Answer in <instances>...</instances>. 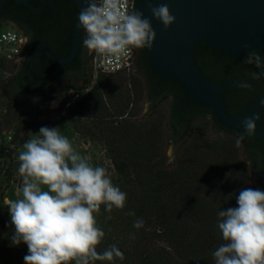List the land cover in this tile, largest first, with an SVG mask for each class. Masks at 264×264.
<instances>
[{"label":"trees","instance_id":"1","mask_svg":"<svg viewBox=\"0 0 264 264\" xmlns=\"http://www.w3.org/2000/svg\"><path fill=\"white\" fill-rule=\"evenodd\" d=\"M47 1L30 0V4H50L42 9L50 21L45 42L53 56L66 57L68 54L59 56L52 46L57 43L63 49L71 46L68 39H61L57 33L64 23L70 24L72 18L76 21L78 7L70 0ZM21 6L11 0L3 2L4 9ZM51 8H54L52 13ZM257 52L264 57L263 51ZM194 60L214 84L231 83L229 90L222 94L230 114L241 112L264 95V78L257 82L248 76V72L260 69L246 64L245 58L229 59L208 45L199 44ZM45 64L50 66L51 62ZM54 66L60 74L80 70L79 65L76 68ZM144 66L153 96L158 97L163 92L171 94L172 114L179 125L185 117L198 112L207 113L209 119L192 124L189 137L169 167L166 165L169 140L166 113L157 111L147 118L140 117L145 93L142 80L133 74H98L91 86L78 90L88 89L70 105L66 115L78 134L102 144L115 173L112 182L128 195L125 209H114L111 219H107L109 213L103 205L96 214L98 225L106 233L98 251L116 245L125 258L115 260V264H215L212 252L223 243L217 227L218 212L236 207V196L242 188H255L240 153L246 139L237 147L238 133L222 127L211 110L191 99L183 100L180 106L179 101L184 98L181 87L176 82L161 79L149 62ZM16 67L10 65L9 71L14 72ZM90 75L92 77L91 70ZM240 81L252 83V89L237 87ZM18 90L27 94L24 87L18 86ZM178 110L183 114L180 120L176 118ZM262 119L264 129V110ZM211 121L224 133L210 138ZM18 133L19 128L13 130L12 142L18 140ZM9 150L0 147V158L10 156ZM130 210L135 216L127 214ZM138 218L143 220L139 229L133 227ZM3 234L1 250H5L9 242V234Z\"/></svg>","mask_w":264,"mask_h":264},{"label":"clouds","instance_id":"2","mask_svg":"<svg viewBox=\"0 0 264 264\" xmlns=\"http://www.w3.org/2000/svg\"><path fill=\"white\" fill-rule=\"evenodd\" d=\"M83 3L76 27L83 31V47L101 61L118 64L133 50L152 48L156 32L151 20L130 8L129 0ZM150 11L165 28L175 22L166 3ZM244 62L260 69L248 72L251 81L264 78V57L257 51L249 52ZM237 87L251 90L253 85L240 81ZM260 119V115L244 119L249 135ZM244 138V134L238 135L237 147ZM22 147L18 155L22 185L17 198L5 203L14 227L11 245L24 243L28 248L24 264H115L117 259L124 260V253L114 244L98 251L106 233L96 214L103 205L109 213L107 219H111L113 210L125 209L128 200L127 193L112 182L108 169L93 165L77 152L59 127H41ZM236 205L217 214L223 243L212 252L214 262L264 264V190L242 188ZM127 214L135 216L131 210ZM142 225V218H138L133 227Z\"/></svg>","mask_w":264,"mask_h":264},{"label":"water","instance_id":"3","mask_svg":"<svg viewBox=\"0 0 264 264\" xmlns=\"http://www.w3.org/2000/svg\"><path fill=\"white\" fill-rule=\"evenodd\" d=\"M4 1H0V12ZM11 1L32 12H40L39 7L30 4V0ZM52 1L54 0H48L47 3ZM70 1L77 5L78 11L85 7L83 0ZM161 3H166L175 17V22L168 28L153 18L150 11L151 7H156ZM133 9L140 10L145 17L151 20L156 38L152 48H146L147 59L150 67L161 79L176 82L181 87L184 98L179 101L180 106L183 100L191 99L199 106L211 110L222 127L238 134L242 133L247 138L264 139V129L261 126L264 95L241 112L232 115L222 99V94L229 90L231 83L214 84L204 75L201 67L194 60L195 50L199 44H206L229 59L245 58L253 50L264 52V0H133ZM77 24L78 15L72 28L71 46L66 57H55L45 45H42L47 58L53 64L67 65L78 55L83 31L76 27ZM245 45L248 47L246 48ZM85 50L82 45L83 67ZM25 53L26 49H24L21 70L26 61ZM135 70L142 76L140 68L135 66ZM82 76L83 70L77 74L65 76L64 81L60 79L48 88V92L52 91L48 96L46 91L28 95L20 93L12 86V81L15 79L13 77L3 90L8 94V130L25 123L27 131H33L40 117L48 119L45 113V100L53 102L60 85L69 82L79 85ZM167 100H170V110L164 111L167 130L173 131L172 159L174 149L182 146L180 140H186L190 123L209 118H193L184 126L176 125L171 113L172 100L167 96L153 98L150 95L147 81L144 118L148 117L151 109H160V104ZM253 115H260L261 119L256 122L255 132L249 135L243 126V121L246 117ZM220 134L222 131L211 125L208 136ZM241 157H247L252 185L264 190V179L254 170L250 153L244 147Z\"/></svg>","mask_w":264,"mask_h":264},{"label":"rangeland","instance_id":"4","mask_svg":"<svg viewBox=\"0 0 264 264\" xmlns=\"http://www.w3.org/2000/svg\"><path fill=\"white\" fill-rule=\"evenodd\" d=\"M8 29H14V28L7 23L2 24L0 27V31H5ZM21 65L22 62H20V64L17 65L16 70L11 73V76L9 78L1 82L2 86L0 87V103L4 111L2 118H3V122L6 125V128H8V94L7 91L3 92V90L8 85L10 80L20 73ZM132 74L135 75L138 79L142 80L144 87L146 88V80L135 70V67ZM93 83H94V79L90 75V65L87 60V49H86L82 81L80 82L79 85H77L74 82H69L60 85V87L56 90L53 102H51L48 107L50 112L48 119L44 118L42 120H39L33 131H27L25 123H22L10 129L13 131L19 128V133H18V140L13 142L12 148H10V150L8 149L9 151H11V155L3 156L2 158H0V237H1L0 240L4 237L3 234L4 232H7L9 234V238H8L9 242L7 244V248H5V250L0 249V256H1L0 264H24L23 258L26 254H28V248L26 244L21 243L19 246L11 245L10 237L14 231V227L10 223V215L5 202L8 199L17 198V190L22 185V177L18 172L19 163H20L18 160L19 152L23 150L22 147L23 144L28 139H30L35 133H38L41 127H45V126L50 128L59 127L61 134L69 138V140L72 142L73 147L77 152L86 156L89 159V162L92 163L93 165H100L108 169L109 174L111 175L112 179H114L115 173L113 171V166L102 144L78 134L74 130L70 117L66 115V110L70 106L66 107L65 105L62 104L64 102L65 104L67 102L71 103V95L68 94L67 92L68 89L78 91L80 88L89 87ZM47 102L48 100H46V104ZM141 106H142V111L140 117L144 118L145 93ZM48 108L46 107L45 110H47ZM164 110H170V100L162 102L160 104V109H151L148 117L153 115L157 111H164ZM191 129L192 127L189 129L188 126L186 140L190 135ZM210 131H211V124H209L208 127V135ZM168 133H169V140L166 147V157H167L166 165L170 167L174 164L181 146L174 149L173 157L171 159L173 131H168ZM214 137L217 136H211L210 138H214ZM186 140H180L182 145ZM242 148L243 147L241 146V150H240L241 156H242ZM241 158L249 169L247 157H241ZM250 182L252 184L251 175H250Z\"/></svg>","mask_w":264,"mask_h":264},{"label":"flooded vegetation","instance_id":"5","mask_svg":"<svg viewBox=\"0 0 264 264\" xmlns=\"http://www.w3.org/2000/svg\"><path fill=\"white\" fill-rule=\"evenodd\" d=\"M47 5L50 4L33 5L34 7L40 8V12L36 13L30 11L28 8L23 6L12 9L6 7L4 9L2 4V8L0 12V27L2 24L7 23L14 29L23 32L26 38V48H25L26 61L24 63L25 65L22 68L21 72L18 74V76L12 81V86L14 89L18 90V86L27 89L26 95L30 93H39L46 91L48 96V94L52 92V91L51 92L47 91L51 85H53L60 79H63L67 75L77 74L83 70V58L81 55V46L83 44L81 43H80V51L78 55L74 60H72L69 64H67L69 67H74V68H76L79 65L80 66L79 71L69 70L60 74L58 72V69L54 66L56 64H53L51 60L47 58L44 48L42 47V45H45L47 47L45 39L48 36V28L50 22L49 18H47L42 13V9L45 8ZM53 11L54 8L53 9L51 8L50 12L52 13ZM74 24L75 21L73 20V18L71 19L70 24L69 22L64 23L57 33L59 37L61 39H68V42L70 43L72 36V28ZM52 47L56 51V53L60 54L59 56H63V55L66 56L70 48L67 47L63 49L62 45L61 44L59 45V43L55 44ZM45 62H51V65L46 66ZM146 62H149L146 55V48L140 50H134V67L136 66L141 69L142 76L146 79L148 83L150 95L153 98L167 96L172 100V106H173V99L169 92H163L158 97L153 96V90L149 82V79L147 78L146 69L144 66ZM18 91L20 92V90ZM172 106H171V113H172ZM198 117L209 118V115L205 112H198L185 117L183 123L179 125L174 119L172 114L173 122L178 126H184L186 125L187 122H189L190 119L193 118L196 119ZM176 118L178 120L183 118V114L181 110L177 111ZM193 123L194 121L190 123L189 129L192 127ZM211 125H213L216 129L221 130L222 133H224V130L222 128H219L216 122L211 121ZM245 139L246 142L242 143V147L246 148L249 151L254 170L264 179V139L247 138V137H245Z\"/></svg>","mask_w":264,"mask_h":264},{"label":"built area","instance_id":"6","mask_svg":"<svg viewBox=\"0 0 264 264\" xmlns=\"http://www.w3.org/2000/svg\"><path fill=\"white\" fill-rule=\"evenodd\" d=\"M130 8H133V0H129ZM26 44V39L23 33L16 29H8L0 31V80L3 82L11 76L9 71L10 65H19L22 62V53ZM87 60L92 71L93 79L98 74H124L126 76L133 73L134 70V50L130 53L129 57L123 59L118 64L108 63L101 61L93 53L87 51ZM2 83H0L1 85ZM88 89L83 91H75L68 89V94L71 95V103L78 100ZM71 103L67 102L66 107ZM3 108L0 103V147L6 150L12 148L13 145V131L6 130L3 123Z\"/></svg>","mask_w":264,"mask_h":264},{"label":"bare ground","instance_id":"7","mask_svg":"<svg viewBox=\"0 0 264 264\" xmlns=\"http://www.w3.org/2000/svg\"><path fill=\"white\" fill-rule=\"evenodd\" d=\"M50 103H51L50 101L47 102V104H46V107H47V108L49 107ZM45 113H46V115H47V117H48L49 114H50V112H49V108H48L47 110H45ZM42 119H44V118H43V117H40L39 120H42Z\"/></svg>","mask_w":264,"mask_h":264},{"label":"crops","instance_id":"8","mask_svg":"<svg viewBox=\"0 0 264 264\" xmlns=\"http://www.w3.org/2000/svg\"><path fill=\"white\" fill-rule=\"evenodd\" d=\"M24 49H25V47H24ZM23 54H24V50H23V53H22V60H23ZM18 76V75H17ZM17 76H15V77H17ZM2 85H0V87H1ZM4 123V122H3ZM4 128L6 129V130H8V128H6V125H5V123H4ZM9 131H12V130H9Z\"/></svg>","mask_w":264,"mask_h":264}]
</instances>
